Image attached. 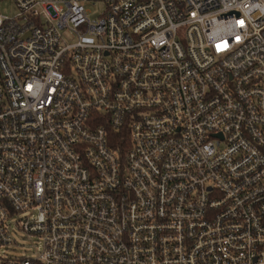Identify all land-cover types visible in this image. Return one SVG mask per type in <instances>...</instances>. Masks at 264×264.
Wrapping results in <instances>:
<instances>
[{"label": "built area", "instance_id": "1", "mask_svg": "<svg viewBox=\"0 0 264 264\" xmlns=\"http://www.w3.org/2000/svg\"><path fill=\"white\" fill-rule=\"evenodd\" d=\"M9 1L0 264H264V0Z\"/></svg>", "mask_w": 264, "mask_h": 264}, {"label": "rangeland", "instance_id": "2", "mask_svg": "<svg viewBox=\"0 0 264 264\" xmlns=\"http://www.w3.org/2000/svg\"><path fill=\"white\" fill-rule=\"evenodd\" d=\"M85 9L89 12L88 16L90 20H97L101 16L104 6L102 3H96L94 5H87ZM0 12L9 17H13L17 13V10L11 1L6 0L1 3ZM61 34L67 43H73L75 41L74 36L66 30H63ZM25 217V212H22L8 219L12 242L9 245L0 244V256L10 259H28L34 257L35 253L39 250V239L35 235L26 234L20 228V224H18Z\"/></svg>", "mask_w": 264, "mask_h": 264}, {"label": "trees", "instance_id": "3", "mask_svg": "<svg viewBox=\"0 0 264 264\" xmlns=\"http://www.w3.org/2000/svg\"><path fill=\"white\" fill-rule=\"evenodd\" d=\"M108 145L109 147L124 157L125 152L130 147L128 131L122 129L119 131L109 129L108 131Z\"/></svg>", "mask_w": 264, "mask_h": 264}]
</instances>
